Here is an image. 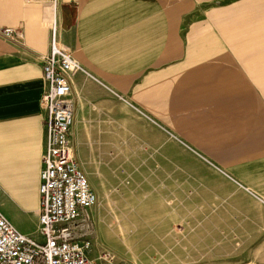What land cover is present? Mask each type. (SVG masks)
<instances>
[{"label":"crops","instance_id":"crops-1","mask_svg":"<svg viewBox=\"0 0 264 264\" xmlns=\"http://www.w3.org/2000/svg\"><path fill=\"white\" fill-rule=\"evenodd\" d=\"M54 25L82 66L72 77L79 153L92 109L160 94L179 137L264 198V0H0V28L22 34L0 35V211L21 232L40 238L42 56ZM101 253L94 242L90 258L110 264Z\"/></svg>","mask_w":264,"mask_h":264},{"label":"rangeland","instance_id":"rangeland-1","mask_svg":"<svg viewBox=\"0 0 264 264\" xmlns=\"http://www.w3.org/2000/svg\"><path fill=\"white\" fill-rule=\"evenodd\" d=\"M163 99L143 96L141 106L113 99L81 126L77 151L98 194L101 256L111 250L115 262L134 264H264V198L187 145L157 106Z\"/></svg>","mask_w":264,"mask_h":264},{"label":"built area","instance_id":"built-area-1","mask_svg":"<svg viewBox=\"0 0 264 264\" xmlns=\"http://www.w3.org/2000/svg\"><path fill=\"white\" fill-rule=\"evenodd\" d=\"M0 35L21 41V31L1 27ZM46 90L41 106L46 111V148L40 172V238L21 232L0 211V264H97L89 256L96 237L93 210L98 194L78 157L75 142L76 96L72 77L82 69L60 46L56 26L50 51L42 56ZM113 264L111 250L102 254Z\"/></svg>","mask_w":264,"mask_h":264}]
</instances>
